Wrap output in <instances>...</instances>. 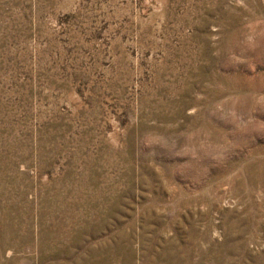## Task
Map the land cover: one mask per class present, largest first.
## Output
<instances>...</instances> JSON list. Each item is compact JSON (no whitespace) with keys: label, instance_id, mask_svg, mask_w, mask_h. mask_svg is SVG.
Listing matches in <instances>:
<instances>
[{"label":"rangeland","instance_id":"rangeland-1","mask_svg":"<svg viewBox=\"0 0 264 264\" xmlns=\"http://www.w3.org/2000/svg\"><path fill=\"white\" fill-rule=\"evenodd\" d=\"M0 264H264V0H0Z\"/></svg>","mask_w":264,"mask_h":264}]
</instances>
